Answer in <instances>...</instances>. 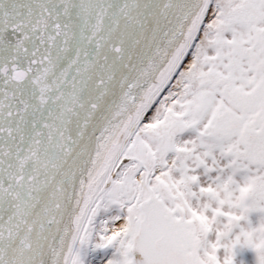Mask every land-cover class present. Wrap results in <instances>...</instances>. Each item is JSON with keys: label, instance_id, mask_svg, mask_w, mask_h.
<instances>
[{"label": "snow or ice", "instance_id": "obj_1", "mask_svg": "<svg viewBox=\"0 0 264 264\" xmlns=\"http://www.w3.org/2000/svg\"><path fill=\"white\" fill-rule=\"evenodd\" d=\"M0 264H264V0H0Z\"/></svg>", "mask_w": 264, "mask_h": 264}]
</instances>
